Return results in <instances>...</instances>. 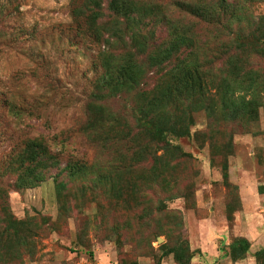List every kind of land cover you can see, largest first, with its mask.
<instances>
[{
    "label": "rangeland",
    "instance_id": "1",
    "mask_svg": "<svg viewBox=\"0 0 264 264\" xmlns=\"http://www.w3.org/2000/svg\"><path fill=\"white\" fill-rule=\"evenodd\" d=\"M91 1L0 0V189L21 221H6L0 197V264H177L161 255L181 243L189 264H264L254 257L264 248V41L240 50L232 42L261 36L264 0H187L206 19H181L175 0H144L147 17L135 25L109 16L108 0H94L100 10ZM94 12L103 18L90 28ZM232 13L240 25L230 19L218 31L216 20ZM172 19L192 36L173 41L157 65ZM104 71L109 85L95 90ZM124 71L139 84L92 113L87 97L126 84ZM152 99L169 130L189 134L155 141L139 129L137 107ZM106 119L103 148L82 128ZM33 136L58 159L34 165ZM116 146L128 154L119 163ZM33 176L42 181L22 186ZM239 237L250 249L234 262L228 246Z\"/></svg>",
    "mask_w": 264,
    "mask_h": 264
},
{
    "label": "trees",
    "instance_id": "2",
    "mask_svg": "<svg viewBox=\"0 0 264 264\" xmlns=\"http://www.w3.org/2000/svg\"><path fill=\"white\" fill-rule=\"evenodd\" d=\"M91 2L93 3V5H95L97 9L100 10L101 7L98 3H95L94 0H92ZM145 4L148 6L147 3H144V0H108L106 7H107V10L109 11V16L111 15V17H114V18L116 17L123 18V20L126 21L128 25H130L129 22H131L132 24L134 23L135 25V19H136V23L140 22V24H143L142 19L147 17L146 11L148 10V7ZM170 8H173L174 10L183 13V14L178 15L181 19H184V17L185 19H187V16L193 17V18L206 19L203 11L199 7L192 10L191 4L189 3V1L187 2V0H183V1L175 0V2L170 5ZM136 13H139L140 18L135 17ZM102 16L103 15H99L98 12H94L93 14H91V16L89 17L90 20L88 21L90 22L89 23L90 28L92 27V25L96 26V24H98V26L100 27L101 25L99 24V21H101L100 19ZM230 19L233 20L234 22L237 20L238 22L236 24L238 25L239 23L240 25L239 19L236 17V15L232 13L229 15L228 19L216 20V27H218V31H224L226 28H228ZM117 23H114V25L116 27H119ZM166 23H167L166 26H170V35H171L172 43L169 49H163L161 51L160 55L162 58L159 59L160 62H158L157 65H160L162 61L165 62L167 60V57L173 53L174 51L172 49L174 45L173 41H177L182 45V44H185L186 41H189L192 36L191 31H188L189 30L188 23H184L180 19H176L175 21L171 23L167 21ZM109 25H111L110 19L105 22L104 26L106 27ZM238 31H241V30H238ZM0 33H1L0 34V40H1L5 38L6 34L3 31L2 32L0 31ZM236 34L238 35H236L232 40L236 49L240 50L242 46L258 47L259 45H260V48H262V43L264 41V31L262 32L261 36L256 35L257 37L255 35L247 36V35H243L239 33H236ZM145 42L147 43V45H149V41L147 39H145ZM102 53H104V51ZM107 53L109 52L106 51L104 54H101L100 56L104 57L105 55H107ZM150 59H151V55H149V60ZM156 60H158L157 57H156ZM179 68H180V64H177L176 66H172L170 68V73L175 72V76H176V73L179 71ZM104 73L105 74L103 77L96 79L95 85H94L95 90H97L99 87L106 88L109 85L110 79H109L108 73L110 72L104 71ZM122 76L126 80V84L124 83L123 85V81L122 82L120 81L113 86L112 91H110L107 95L102 96V95H98L97 93L92 92L87 97V101H90V102L86 106L88 108L92 107L95 109L91 111L92 113H95L98 116L100 115V112H105L106 109L104 108V106H105V103L109 99L117 95L128 92L127 91L128 89L130 90V88L131 89L135 88L140 82V81H137L136 77L133 74L129 73L128 71H124ZM123 89H125V91L121 93ZM165 94L169 95L170 91L165 90L164 95ZM226 98H228V96H226ZM142 102H143V105L141 106L139 105L137 107V110L134 115V120L136 121V124L139 127V129L140 128L143 129V131L153 140L160 141L161 139H165L167 137V134H173L179 137H183L189 134L188 128L183 129V131L173 130V129L169 130L165 126V123H163L160 120L163 117V114H162V111L158 109L159 107H158L157 99H152L151 101L149 100L146 103L144 101ZM6 106L9 108H13L12 103L10 102H7ZM106 120L107 122L101 121V123H97L98 125L96 127L87 129V126H86L82 128L83 134L88 138L89 141H94L95 139H97L99 141L98 143L100 144L99 146L103 148L107 147L105 144L106 142L104 139L100 137H102V135L106 131L108 119ZM118 142H115V143L118 144ZM27 144L31 150L30 160L32 163H34V165H39V163L44 158L58 159L56 154L52 152V150L50 149V146L48 145V142L46 141V139L42 136L31 137V139L27 140ZM117 147L118 146H116L113 158H116L117 163H119L123 159L127 158L128 154L127 155L123 154V152L117 149ZM27 170L32 171L29 168V166H27L26 168L23 169V173H29ZM68 170L69 169L67 166L64 167V169H62V171H68ZM221 170H222L223 181L225 183H228V178H229L228 166L226 164L222 165ZM37 178L38 177L36 176L29 177L27 179V183H23L22 186H26V188H27V185L37 186L42 181V179H37ZM56 187H59V184H57ZM0 197L2 200V203H1L2 208L4 209L7 215L6 221L14 227L20 226L21 221L14 219V217L8 212V208L6 207L7 195L5 194V192L2 191V189H0ZM249 249H250L249 241L246 238L239 237V238H236L234 241H232V243L228 246V250H229L228 256L230 257L232 261L236 262V261L244 259L246 254L249 252ZM169 255L173 256V260L177 264H189L192 259V253L189 249V246L186 245V243H181L177 247H173V248L165 250L161 256L164 257V256H169ZM263 256H264V248L257 251L254 255L256 261H259L261 257Z\"/></svg>",
    "mask_w": 264,
    "mask_h": 264
}]
</instances>
